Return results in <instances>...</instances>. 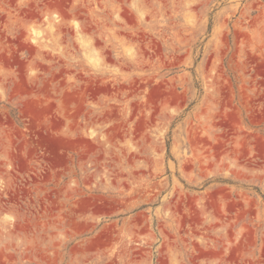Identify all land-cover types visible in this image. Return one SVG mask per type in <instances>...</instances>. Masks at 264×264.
I'll return each mask as SVG.
<instances>
[{
  "label": "rangeland",
  "instance_id": "obj_1",
  "mask_svg": "<svg viewBox=\"0 0 264 264\" xmlns=\"http://www.w3.org/2000/svg\"><path fill=\"white\" fill-rule=\"evenodd\" d=\"M0 264H264V0H0Z\"/></svg>",
  "mask_w": 264,
  "mask_h": 264
}]
</instances>
